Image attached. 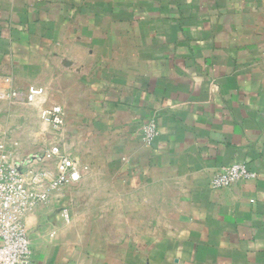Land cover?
I'll use <instances>...</instances> for the list:
<instances>
[{"label": "crops", "instance_id": "0c3cea01", "mask_svg": "<svg viewBox=\"0 0 264 264\" xmlns=\"http://www.w3.org/2000/svg\"><path fill=\"white\" fill-rule=\"evenodd\" d=\"M54 106L81 179L24 219L35 264H264V0H0V143Z\"/></svg>", "mask_w": 264, "mask_h": 264}, {"label": "built area", "instance_id": "2783aa9c", "mask_svg": "<svg viewBox=\"0 0 264 264\" xmlns=\"http://www.w3.org/2000/svg\"><path fill=\"white\" fill-rule=\"evenodd\" d=\"M18 95L11 93L13 98ZM43 95L41 88L28 87L25 102L34 104ZM40 116L54 131H61L65 124L62 108L58 106L43 110ZM141 131L147 144L157 135L153 120L146 121ZM26 167L17 161L5 142L0 143V264H35L24 219L50 196L81 179V169L59 145L49 147L42 157ZM255 177L244 164L237 163L216 172L209 185L214 191L223 190Z\"/></svg>", "mask_w": 264, "mask_h": 264}, {"label": "rangeland", "instance_id": "374dc122", "mask_svg": "<svg viewBox=\"0 0 264 264\" xmlns=\"http://www.w3.org/2000/svg\"><path fill=\"white\" fill-rule=\"evenodd\" d=\"M42 124L44 129L42 131V135L44 136H42L43 139L39 141L40 148L36 149L35 152H33L32 148L33 145L37 147V142L33 140L20 139V136L18 135H15V137L13 136V138L10 137L6 141H1L5 142L6 145L13 150L17 161L25 168H27V165L32 164L35 160H38L40 157H42L46 149H48L52 145H58L61 142L58 139L59 133L61 131H54L48 124L44 122H42ZM15 132V134L19 132V134L21 135L22 131H19L16 128ZM52 137H55V139L53 140Z\"/></svg>", "mask_w": 264, "mask_h": 264}]
</instances>
